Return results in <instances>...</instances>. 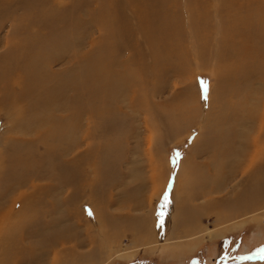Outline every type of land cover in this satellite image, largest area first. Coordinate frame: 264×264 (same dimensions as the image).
I'll return each mask as SVG.
<instances>
[{
	"label": "rangeland",
	"instance_id": "1",
	"mask_svg": "<svg viewBox=\"0 0 264 264\" xmlns=\"http://www.w3.org/2000/svg\"><path fill=\"white\" fill-rule=\"evenodd\" d=\"M140 1L122 3L132 16L150 4V16L156 0ZM179 1L170 11L181 13L192 54L180 70L152 73L157 93L151 110H144L135 92L142 65L153 68V50L137 32V46L116 51L104 24L112 14L124 26L114 0H0V64L9 67H0V90L10 97L13 87L21 108L15 112L13 103L10 110L0 93V213L11 214L3 225L10 229L0 232V264H264V153L253 158L264 150V74L235 70L236 49L223 50L233 57L221 67L213 58L223 38L217 0L201 2L212 14L205 36L211 56L206 62L197 58L188 23L191 0ZM97 59H103L101 65ZM112 60L121 62L114 69L124 82L108 95L101 83H93ZM175 64L176 58L163 61ZM191 81L200 88L195 104L186 101ZM216 89L226 90L221 92L226 102ZM207 96L210 104L215 99L211 107ZM28 105L37 107L27 110ZM181 170L193 180L176 201Z\"/></svg>",
	"mask_w": 264,
	"mask_h": 264
},
{
	"label": "bare ground",
	"instance_id": "2",
	"mask_svg": "<svg viewBox=\"0 0 264 264\" xmlns=\"http://www.w3.org/2000/svg\"><path fill=\"white\" fill-rule=\"evenodd\" d=\"M122 1H124V3H126L127 5L129 4L128 1L133 5L134 3L135 4H143L140 0H114V4H116V8L114 9H117L118 10V17L120 16L121 20L124 22V26L122 24H120V21H114L115 20V17L111 14L110 17L108 18L107 16V21H104V24L105 26L107 25V27L109 28V31H110V34H112L115 38V49L116 51H120L122 52L123 49H127L128 47H135L138 45V43L134 42V39L133 37H136L137 35V32H143V35L145 36V42L151 47V49L153 50V55H154V65H153V68L151 70H149L146 66H144V64L142 65L141 69H140V73L138 72V74L140 75L141 79H140V83H139V89H136L137 91L135 92L136 93V96L139 97V103H138V106L140 104L141 108L144 109V110H151L150 109V106H151V102H150V98L152 97V95H156L157 93V87L155 86V82H156V79L152 78V73H154L155 71L156 72H161L163 70H167L168 72H173V70H177L179 69L180 70V65H183V64H186L185 63V60L190 57V54H192L191 52V49L189 47V45L185 44L184 41H185V35H184V32L182 31L183 30V27L180 26V21L183 19L182 16H181V13H177V14H173L170 10H171V7L172 5H178L179 3H181L179 0H156V4L155 5H151L150 8H152L153 10L150 11L149 15H147V13L149 12L148 8H149V5L148 4V8L146 9L145 8H136L135 9V16H132V15H129L125 9V6L123 5ZM187 2L189 0H186ZM202 1H207V0H191L190 1V9L187 8L188 11H190L188 14L190 15V17L188 18V23L192 26V29L194 30V35H195V43L193 44L195 47V52L196 53H200L199 54H196L195 55L197 56V58H199L201 61H205L206 62V59L211 56L209 55L208 53H206L207 49L210 48V43L207 41V39L205 38V36L207 35H210V32H211V23H209L207 21L208 18H211L212 17V14L209 12V7L208 8H205L204 5L201 4ZM219 2V6H220V12L222 13V17H223V21H222V26L218 25L220 30L222 31V34H223V38L221 37V40L219 41V48H218V51L215 52V56L213 57L215 59V61H219V65L222 64V65H226L227 64V61L229 59H232L233 55L229 54L226 52H223V50H228V49H236V60H235V65H236V69L237 71H241V70H244L245 72L249 73V72H253L254 74H257V73H263L264 74V0H217ZM139 2V3H137ZM207 3V2H206ZM184 4V3H183ZM187 6V5H186ZM208 6V5H207ZM112 7V5H111ZM110 7V8H111ZM144 7V6H142ZM174 7V6H173ZM184 9L186 8L185 5L183 6ZM131 9V8H130ZM111 10V9H110ZM164 10V11H162ZM179 10V9H178ZM110 13V11H109ZM130 13V12H129ZM187 13V12H186ZM105 14V13H104ZM136 14L138 16H136ZM184 14V13H183ZM106 15V14H105ZM117 15V14H116ZM186 15V14H185ZM103 17V16H102ZM100 18V17H98ZM102 19V18H101ZM103 20H104V17H103ZM102 20V21H103ZM137 20V24H133L134 21L136 22ZM97 21V20H96ZM101 22V21H100ZM100 22H98L99 24H101ZM220 24V23H218ZM104 26V25H103ZM64 30L65 31L67 29V27L65 28L63 26ZM214 28H216V26H214ZM61 30V28H57L55 32H59ZM61 31V32H63ZM54 32V33H55ZM90 32V31H89ZM143 37V36H142ZM25 38H28V37H25ZM113 38V39H114ZM125 38V40H124ZM137 38V37H136ZM24 39V38H23ZM22 39V40H23ZM79 39V38H78ZM107 39V38H106ZM16 40V39H15ZM28 40V39H25V41ZM30 40V38H29ZM35 40V39H34ZM142 40V39H141ZM209 40V39H208ZM11 40H9L10 42ZM24 41V42H25ZM36 41V40H35ZM81 41V40H79ZM105 41V40H104ZM112 41V40H111ZM211 41V40H209ZM23 42V41H22ZM62 42V41H60ZM78 42V41H77ZM12 43V42H11ZM17 43V42H15ZM29 43V41H28ZM23 44V43H22ZM21 44V45H22ZM106 44V43H105ZM142 44V43H141ZM213 44V43H212ZM10 45V44H9ZM8 45V46H9ZM21 45H19L18 47H20ZM26 45V44H25ZM30 45V44H29ZM36 45V44H35ZM33 44V46H35ZM113 45V44H112ZM16 46V45H15ZM27 46V45H26ZM32 46V45H31ZM30 46V47H31ZM191 46V45H190ZM193 46V47H194ZM25 47V46H24ZM29 47V49H30ZM192 47V48H193ZM26 48V47H25ZM101 48V47H100ZM20 49H22L20 47ZM18 50V51H21L22 53V50ZM35 49V48H34ZM33 49V51H35ZM138 49V48H137ZM215 49V48H213ZM9 50H10V47H9ZM27 50V49H26ZM25 50V51H26ZM43 50V48H42ZM41 50V51H42ZM210 50V49H209ZM222 50V51H221ZM23 51V52H25ZM32 51V50H31ZM32 51V52H33ZM37 51V50H36ZM44 51V50H43ZM131 51V50H130ZM132 51H133V48H132ZM198 51V52H197ZM235 51V50H234ZM92 52V51H91ZM100 52V51H99ZM105 52V51H104ZM108 52V50H107ZM125 52V50H124ZM134 52V51H133ZM194 52V51H193ZM6 53V52H5ZM8 53V52H7ZM20 53V52H18ZM17 53V54H18ZM30 53V52H29ZM38 53V52H37ZM43 53V52H42ZM40 53V54H42ZM94 53V52H93ZM92 53V54H93ZM127 53V52H126ZM210 53V52H209ZM28 54V53H27ZM26 54V55H27ZM32 54V53H31ZM34 54V53H33ZM49 54V53H48ZM100 54V53H99ZM104 54V53H103ZM135 54V52H134ZM234 54V53H233ZM21 55V54H19ZM23 55V54H22ZM35 55V54H34ZM31 55L33 56L32 58L34 59V57H36V55ZM47 55V54H45ZM44 55V56H45ZM55 55V54H54ZM28 56V55H27ZM26 56V57H27ZM88 56V55H87ZM23 57V56H22ZM40 57H43L42 55ZM39 57V59H40ZM115 57H117L115 55ZM5 58V57H4ZM25 58V57H24ZM28 58V57H27ZM76 57H74L75 59ZM82 58V57H81ZM90 58V57H89ZM93 58V56L91 57ZM100 58V56H99ZM127 58V57H125ZM173 58H176L179 60V65H173L171 67H168L167 65H163V61H171ZM196 58V59H197ZM32 59V60H33ZM43 59V58H42ZM54 59V58H53ZM52 59V60H53ZM28 60V59H27ZM31 62H34L39 68L41 67L40 66V63L39 61L36 59L33 60ZM87 60V58H86ZM90 60V59H89ZM88 60V61H89ZM103 60V59H102ZM102 60L101 59H97L96 62H101L102 63ZM109 60V59H108ZM199 60V61H200ZM212 60V59H211ZM23 61V59H22ZM42 61V60H41ZM40 61V62H41ZM75 61V60H74ZM107 61V60H106ZM104 61V62H106ZM113 61V60H112ZM127 61V59H126ZM130 61V60H129ZM132 61V60H131ZM175 61V60H174ZM192 61V60H191ZM198 61V60H197ZM201 61L199 63H201ZM7 62V61H6ZM28 62V61H27ZM95 63V61H93ZM26 63V62H25ZM24 63V64H25ZM42 63V62H41ZM49 63V62H48ZM47 63V64H48ZM79 63H81L79 61ZM93 63V64H94ZM100 63V65H101ZM109 63V62H108ZM121 62L119 61H113L112 63H110L109 66H106L105 69H102V72L100 73V77L97 78L93 84L96 85V87H99V84L101 83V86H102V92L104 94H111L112 92H118L116 89L118 88H122L123 86V82H124V79H122V75L114 69V65L118 66ZM131 63V62H130ZM134 63V62H132ZM188 63V62H187ZM27 64V63H26ZM33 64V63H32ZM34 64V65H35ZM43 64V63H42ZM98 64V63H97ZM153 64V63H152ZM189 64V63H188ZM192 64V63H191ZM205 64L204 66H206V63H203ZM2 64H0V67L2 68L3 66H1ZM29 65V64H28ZM31 65V64H30ZM51 66V62L49 64ZM86 65V64H84ZM91 65V64H90ZM99 65V66H100ZM104 65V64H103ZM125 65V64H122V66ZM232 65V64H231ZM7 66V65H6ZM89 66V65H88ZM97 66V65H96ZM218 66V65H217ZM5 67V66H4ZM26 67V66H25ZM29 67V66H28ZM87 67V66H86ZM98 67V66H97ZM134 67V66H133ZM199 67V66H198ZM221 67V65H220ZM9 68V67H7ZM7 68H4V69H7ZM17 68V67H16ZM18 68H22V67H19ZM27 68V67H26ZM44 68V67H43ZM99 68V67H98ZM3 69V68H2ZM1 69V70H2ZM3 69V70H4ZM28 69V68H27ZM31 69V68H30ZM49 69V68H48ZM92 69V68H91ZM95 69V68H94ZM100 69V68H99ZM117 69V68H116ZM182 69V68H181ZM185 69V68H184ZM219 68H217L218 70ZM221 69H224V68H221ZM233 69V68H232ZM25 70V69H24ZM70 70V69H69ZM130 71H132L131 69H129ZM226 70V69H225ZM224 70V72H226ZM231 70V69H229ZM38 71V70H36ZM94 71V70H93ZM125 71V70H124ZM232 71V70H231ZM29 72H32V71H29ZM92 72V71H91ZM175 72V71H174ZM43 73V71H42ZM41 73V74H42ZM67 74L68 71L66 72ZM79 73V72H78ZM77 73V74H78ZM94 73V72H93ZM126 73V72H125ZM181 73V72H180ZM218 73V72H217ZM217 73H216V76H217ZM223 73V71H222ZM7 74V73H5ZM9 74V73H8ZM19 74V73H18ZM31 75H33V72L30 73ZM38 74V73H37ZM36 74V75H37ZM65 74V76L67 75ZM95 74V73H94ZM93 74V75H94ZM134 74V72H129V76H132ZM238 74V73H237ZM244 74V73H243ZM10 75V74H9ZM20 75V74H19ZM30 75V76H31ZM44 75V74H43ZM62 75V74H60ZM70 75V74H69ZM219 75V74H218ZM223 75V74H222ZM226 75V73H225ZM224 75V76H225ZM6 76V75H5ZM4 76V77H5ZM21 76V75H20ZM24 76V75H23ZM29 76V75H28ZM34 76V75H33ZM71 76H74L71 75ZM78 76V75H77ZM96 76H97V73H96ZM221 76V75H220ZM218 76V77H220ZM235 76V75H234ZM264 76V75H263ZM2 77V76H0ZM10 77V76H9ZM26 77V76H25ZM35 77V76H34ZM59 77V76H58ZM57 77V78H58ZM95 77V76H94ZM134 77V76H133ZM137 77V76H136ZM7 78V77H6ZM11 78V77H10ZM20 78V77H18ZM37 78L41 79V76L40 74L37 75ZM68 78V77H66ZM74 78V77H73ZM131 78V77H130ZM183 78V76H182ZM224 78V77H223ZM28 79V78H27ZM93 79V78H92ZM218 79V78H217ZM70 80V79H68ZM67 80V81H68ZM75 80V78H74ZM7 81H9L7 79ZM6 81V83L8 84V82ZM21 81V80H20ZM40 81V80H38ZM127 81V79H126ZM188 81V79H187ZM227 81V80H226ZM2 82V81H1ZM35 82H37V80H35L33 83H32V86L35 87ZM44 82V80H43ZM47 82V81H46ZM190 82V81H189ZM222 82V81H221ZM227 82H230L229 80ZM28 84H30L29 82H26ZM45 83V82H44ZM65 83V82H64ZM127 83V82H126ZM131 83V82H130ZM194 82L191 81L190 84L188 85H191L192 86V89H190V94L189 96L187 97V100L188 102H194L195 104V101L193 100V96H194V91H195V88L196 89H199L198 87H196V85L198 86V84L196 85H193ZM225 83V82H222V84ZM4 84V83H3ZM23 84V83H22ZM42 84V83H41ZM187 84V83H186ZM225 84H228V83H225ZM31 85V84H30ZM43 85V84H42ZM46 85V84H45ZM67 85V84H66ZM130 85V84H129ZM128 85V86H129ZM134 85V84H133ZM217 85V83H216ZM218 86V85H217ZM216 86V87H217ZM228 86V85H227ZM2 87V86H1ZM74 87V86H73ZM77 87V86H76ZM96 87H92L91 86V92L93 94H97L98 92V89ZM193 87H194V90H193ZM130 88V87H129ZM191 88V87H189ZM223 88V87H222ZM17 89V88H16ZM21 89H23L21 87ZM29 89V88H28ZM78 89V88H77ZM76 89V90H77ZM135 89V88H134ZM165 89V88H164ZM188 89V88H187ZM11 93V96L10 97H6V95H9V94H4L3 91L4 89H1L0 90V93H1V96H4L6 98L9 99L10 102H8V106H9V109L10 110H13L14 109V104L15 105V112H20L21 111V108L19 106V104H17L18 100H19V94L13 89V87H11L10 89H8ZM26 90V89H25ZM32 90V89H30ZM42 90V89H41ZM45 90V89H44ZM210 90V89H209ZM217 90V89H216ZM219 90V91H218ZM217 91L220 92L218 95L215 94V95H212V96H215L214 98L215 99H218L219 100V97L216 98V95L223 97L222 100L226 99L224 98L225 96V93H224V96H222V91H226V90H223L220 91V89H218ZM229 90V89H228ZM233 90V89H231ZM18 91V90H17ZM69 91V90H67ZM73 91V90H72ZM130 91V90H129ZM187 91V90H186ZM216 91V92H217ZM28 92V91H27ZM63 92V91H62ZM211 92H213V89H211ZM215 92V93H216ZM222 92V93H221ZM234 92V90H233ZM77 93V92H76ZM75 93V94H76ZM120 93V92H119ZM189 92H185V96H187ZM207 93V92H206ZM232 93V91H231ZM231 93L229 95H231ZM235 93V92H234ZM30 94V93H29ZM130 94V93H129ZM197 94V93H196ZM199 94V93H198ZM201 94V93H200ZM254 95V93H252ZM70 95V94H69ZM227 95V94H226ZM247 95V94H246ZM64 96V95H63ZM115 96V95H114ZM200 96V95H198ZM209 96V95H208ZM207 96L206 100H207V105L209 107H211L210 105L215 101V99L212 97V99L210 98V100L212 101L211 104L209 102V97ZM211 96V94H210ZM228 96V95H227ZM75 97V96H74ZM250 97V96H249ZM248 97V98H249ZM38 98V97H37ZM45 98V97H44ZM112 98V97H111ZM204 98V97H203ZM202 98V99H203ZM251 98V97H250ZM205 99V98H204ZM16 100V101H15ZM152 100V99H151ZM192 100V101H191ZM217 100V101H218ZM251 99H249L250 101ZM73 101H75L73 99ZM110 101V100H109ZM113 101V99H112ZM225 101V100H224ZM238 101V100H237ZM187 102V103H188ZM192 102V103H193ZM220 102H223L221 101L220 99ZM226 102V101H225ZM223 102V104L225 103ZM230 102V101H229ZM14 103V104H13ZM111 103V102H110ZM186 103V102H185ZM215 103V102H214ZM213 103V104H214ZM219 103V102H218ZM217 103V104H218ZM249 103V102H247ZM261 103V102H260ZM264 103V102H263ZM137 104V102H136ZM191 104V103H190ZM204 104V102H203ZM206 104V102H205ZM210 104V105H209ZM212 104V105H213ZM221 105H223L222 103H220ZM218 104V105H220ZM226 104V103H225ZM251 104V102H250ZM262 104V103H261ZM25 105V103H24ZM23 105V106H24ZM65 105V104H64ZM71 105V104H69ZM188 105V104H187ZM216 105V104H215ZM227 105V104H226ZM231 105V104H230ZM3 106V104H1V101H0V109L1 107ZM68 106V104H67ZM107 106V105H105ZM111 106V105H110ZM135 106V105H133ZM189 106V105H188ZM232 106V105H231ZM231 106H227V107H230ZM261 106V105H260ZM263 106V105H262ZM37 107V106H36ZM34 106H31V105H28V109L27 110H30V109H33V108H36ZM70 107V106H69ZM73 107V106H72ZM206 106H204L203 108H205ZM219 107V106H218ZM226 107V106H225ZM233 107V106H232ZM245 107V106H244ZM247 107V106H246ZM62 108H64L62 106ZM68 108V107H67ZM76 108V107H75ZM79 108V107H78ZM102 108V107H101ZM208 108V107H207ZM222 108V107H221ZM239 108V106H238ZM4 109V108H3ZM58 109V108H57ZM72 109V108H70ZM69 109V110H70ZM74 109V108H73ZM103 109V108H102ZM109 109V108H108ZM206 109V108H205ZM229 109V108H228ZM243 109V108H242ZM245 109V108H244ZM249 109V108H247ZM7 110V109H6ZM51 110V109H50ZM54 110V109H53ZM78 110V109H77ZM137 110V109H136ZM211 110V109H210ZM218 110V109H217ZM224 110L227 111V109L224 108ZM224 110H222V112H224ZM231 110V109H230ZM105 111V110H104ZM199 111V110H198ZM197 111V112H198ZM209 111V110H208ZM218 112H221V111H216ZM246 112V111H245ZM25 113V112H23ZM54 113V112H53ZM211 113V112H210ZM222 114V113H221ZM37 115H40V114H37ZM51 115V114H50ZM46 117V116H45ZM44 117V118H45ZM55 117V116H54ZM53 117V118H54ZM217 117V116H216ZM215 117V118H216ZM41 118V117H40ZM42 118V119H44ZM214 118V119H215ZM37 119H39V116H35L34 117V120L38 121ZM47 117L44 119L46 120ZM57 119V118H56ZM56 119L55 120V123H56ZM51 120H53L51 118ZM31 121V120H30ZM46 122L48 121H44V124L41 126L43 127L44 125L48 126V124H45ZM53 122V121H51ZM62 122V121H61ZM173 122V121H172ZM197 122V121H196ZM54 123V122H53ZM32 124V122H31ZM61 124V123H60ZM28 125V124H27ZM51 124H49L50 126ZM57 125V124H56ZM174 125V124H173ZM215 125V124H214ZM40 126V125H39ZM54 126V125H53ZM193 125H191L192 127ZM261 126V125H260ZM24 127V126H23ZM32 127V126H31ZM55 128L53 127H50V128H53V129H56L57 127L54 126ZM26 128H28L26 126ZM36 125L34 127V129H36ZM44 128V127H43ZM62 130H64L62 127ZM68 128V127H67ZM71 128V127H70ZM93 128V127H92ZM171 128V127H170ZM193 128V127H192ZM261 128H263L261 126ZM23 130H25V127L22 128ZM29 129V128H28ZM32 129V128H31ZM49 129V128H48ZM47 129V130H48ZM52 129V130H53ZM96 129V128H95ZM167 129V128H166ZM260 129V128H259ZM33 130V129H32ZM59 132H60V129H58ZM70 130V129H69ZM50 131V130H49ZM57 131V130H56ZM65 131H67L65 129ZM72 131V129H71ZM259 131V130H258ZM45 132V131H44ZM43 132V133H44ZM52 132V131H51ZM50 132V133H51ZM54 132V131H53ZM68 132V131H67ZM78 132V131H77ZM26 133V132H25ZM47 133V132H46ZM49 133V132H48ZM48 133L46 135V137L48 136ZM55 133V132H54ZM63 133V132H62ZM170 133V132H169ZM56 134V133H55ZM59 134V133H58ZM56 134V135H58ZM68 134V133H66ZM40 135V134H39ZM44 135V136H45ZM42 136V137H44ZM50 136V135H49ZM40 137V136H39ZM38 137V138H39ZM55 137V136H54ZM57 137V136H56ZM64 137V136H63ZM68 137V136H66ZM173 138V137H171ZM43 139V138H41ZM46 138H44L45 140ZM66 139V138H64ZM50 140V139H48ZM43 141V140H42ZM46 141V140H45ZM50 141H53V140H50ZM150 141V140H149ZM247 141V140H246ZM59 142V140H58ZM201 142V141H200ZM264 142V141H263ZM48 144V142H47ZM50 144V143H49ZM61 144V143H60ZM71 145V144H70ZM54 146V145H53ZM61 146V145H60ZM195 146V145H194ZM35 147V146H34ZM56 148V147H55ZM258 148V147H257ZM47 149V148H46ZM259 149V148H258ZM51 150H54V148H52ZM66 150V149H65ZM196 150V149H195ZM262 154L264 153V150H259L258 153H256L253 158L255 159V157L258 155V154ZM253 154V153H252ZM251 154V155H252ZM223 157V156H222ZM30 158V157H29ZM248 158V157H247ZM258 158V157H256ZM218 159V158H217ZM221 159V158H220ZM216 161V158H212V162ZM220 161V160H219ZM211 162V163H212ZM236 162V161H235ZM52 163V162H51ZM237 164V167H240L241 165V162H236ZM215 165V164H214ZM216 166V165H215ZM214 166V167H215ZM235 166V164H234ZM236 167V166H235ZM182 171V170H181ZM183 174L180 173V176L177 180V184L175 186V189L173 191V196L175 197V200L177 201V193L180 189H184V190H187L188 187L190 186V184L192 183V175H189V173L187 174V172L184 170V172L182 171ZM156 174V173H155ZM154 176V175H153ZM156 178V177H155ZM154 180V178H152ZM213 181V180H212ZM208 182V181H206ZM214 183V182H213ZM183 184V186L181 185ZM208 185V184H207ZM206 185V186H207ZM200 186V185H199ZM216 187V186H215ZM206 188V187H205ZM204 188V189H205ZM214 188V187H213ZM206 190V189H205ZM217 190V189H216ZM181 191V190H180ZM199 191V190H198ZM204 191V190H203ZM176 192V194H175ZM183 192V191H182ZM201 192V191H200ZM199 192V193H200ZM208 192V191H206ZM202 193V192H201ZM205 193V192H204ZM207 194V193H206ZM196 198H200L201 196L199 194L196 193L195 195ZM14 200V199H13ZM175 201V202H176ZM15 203H17V200L15 201ZM26 210V213H28V210H27V207L25 208ZM8 211V210H6ZM9 212L5 213V212H2L0 213V232H1V229H10V226L9 227H3V225L5 226L7 223L6 221L8 220L7 217H9L11 214H9ZM22 217V215H20ZM21 217L18 218V221L19 219H21ZM24 217V215H23ZM176 221H178V217L176 218ZM16 223V222H15ZM155 224V222H154ZM146 228V227H145ZM7 229V230H8ZM20 233V232H19ZM157 234V233H154L152 235V237H154V235ZM144 238V237H143ZM147 238H149V236H147ZM138 241V240H137ZM96 257V256H95ZM99 258H102V257H99ZM95 261H97L96 258H94ZM99 260V259H98Z\"/></svg>",
	"mask_w": 264,
	"mask_h": 264
}]
</instances>
